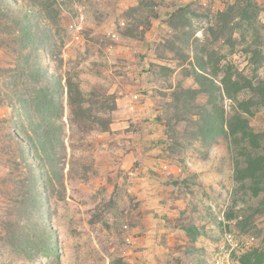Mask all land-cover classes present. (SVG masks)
Returning a JSON list of instances; mask_svg holds the SVG:
<instances>
[{"label":"rangeland","instance_id":"1","mask_svg":"<svg viewBox=\"0 0 264 264\" xmlns=\"http://www.w3.org/2000/svg\"><path fill=\"white\" fill-rule=\"evenodd\" d=\"M253 1L261 37L236 35L233 47L225 38L207 46L203 33L236 0H50L48 18L45 0L7 2L33 22L41 85L50 82L62 102L65 127L55 157L41 153L34 161L45 249L40 230L32 231V257L0 243V264H241L248 252L264 253V0ZM187 6L202 40L196 48L187 47L184 29L170 27L171 15ZM3 38L0 64L14 67L16 56L5 48L24 42ZM204 49L216 53L204 66L233 65L253 87L232 99L216 91L213 105L205 94H182L200 89L186 59L193 50L206 56ZM9 82L0 83L4 97ZM69 82L74 98L87 102L84 112L73 114ZM241 104L251 111L245 118L252 137L203 134L210 118L225 112L229 120ZM22 117L0 106V121L29 130L30 117ZM6 128L0 124V215L8 213L1 191L8 193L3 179L15 160ZM136 146L139 160L128 163Z\"/></svg>","mask_w":264,"mask_h":264},{"label":"trees","instance_id":"2","mask_svg":"<svg viewBox=\"0 0 264 264\" xmlns=\"http://www.w3.org/2000/svg\"><path fill=\"white\" fill-rule=\"evenodd\" d=\"M8 1L15 3V0H0V46L3 47L7 44L3 35H12L15 36V41L22 40L25 48H5L13 52L16 59L14 60V67L6 68L0 64V83L4 79H10L9 85L11 87L10 94L5 97L2 96L3 92L0 90V106L9 104L17 119L18 117L23 119V113L26 117H30V129L25 130L20 121L16 122L13 119L7 118L0 121V124L7 125V138L14 145L15 159L9 176L3 179V185L8 193L3 191L1 193L7 200L8 213L7 215H0V243H4L13 251L20 249L30 256L35 244L33 238L36 239L37 237L36 235L33 236L32 231L40 230L38 238H40L42 249H45L46 245L42 229H39L38 218L41 217V208L38 194L40 192L37 190V182L33 176L34 161L40 157L41 153L50 159L55 157L53 154L56 147L55 143L60 141V133L65 127V122L61 117L63 104L54 94H51L50 82L46 81L45 86L41 85L43 78L41 69L37 66V58L42 49L32 46L36 43L33 22L27 14L26 16L15 14L16 10L12 11L8 7ZM49 1L42 2L43 13L47 18L50 16ZM260 11V7L253 0H236L233 4L228 5L223 11L214 15V20L210 19L207 32L203 33V37H207V46L225 38L227 46L233 47L236 35H239L243 41H246L249 36L253 39H260L258 21ZM194 13L192 7L187 6L179 8L171 15L170 27L172 31L176 33L178 29H184L181 37L186 36L188 38L186 45L189 48H196L195 44L202 41L195 36L190 17ZM185 29H188L189 32H186ZM175 47L174 42L169 43V48L174 49ZM193 51V57L188 55L186 61L191 66L189 76L195 79L200 89L183 90L182 94L194 95V97L205 94L209 99L208 104L213 105L217 102L216 91L221 92L222 98H230L233 94H239L253 87L251 83L248 84L246 77L233 65H228L226 70H221L219 65L211 69L204 66V59L214 56L215 52L209 53L207 49H204L203 55L206 56H199L197 50ZM23 62L28 65L29 70H24ZM220 73H223L222 78H220ZM67 88L69 106L73 108V114H76L75 109L84 112V105L87 102L83 98L80 101L74 98L70 82L67 83ZM79 93L83 96V93ZM234 112L235 115L229 120H227L225 112L214 118H210L211 114L207 112V117L210 118L207 121L209 128L204 130L203 134L208 135L206 137L209 140L216 139L222 133L227 134V131L233 137L240 134L252 137L248 120L245 118V115H250L251 111L241 104V107ZM37 117H40L42 122H37L35 120ZM55 118H60L59 124L53 122ZM232 120H235V124L232 123ZM221 122L222 126H220L219 132H216L215 130L219 129L218 125H221ZM253 164L259 166V163L256 162ZM38 179H41L40 167H38ZM17 243H21V245ZM262 263H264V253L260 250L248 252L241 258V264Z\"/></svg>","mask_w":264,"mask_h":264},{"label":"crops","instance_id":"3","mask_svg":"<svg viewBox=\"0 0 264 264\" xmlns=\"http://www.w3.org/2000/svg\"><path fill=\"white\" fill-rule=\"evenodd\" d=\"M140 149H141V146L139 147L136 146L135 148L131 150V152L126 157V160L128 163H130V161H131V164L136 163L139 160V156L141 155ZM141 173L142 171L140 172V174ZM135 175H138V171L135 173Z\"/></svg>","mask_w":264,"mask_h":264},{"label":"built area","instance_id":"4","mask_svg":"<svg viewBox=\"0 0 264 264\" xmlns=\"http://www.w3.org/2000/svg\"><path fill=\"white\" fill-rule=\"evenodd\" d=\"M78 29H79V30H82V27H81V25H79ZM216 263H217V264H221V261H220V260H218Z\"/></svg>","mask_w":264,"mask_h":264}]
</instances>
